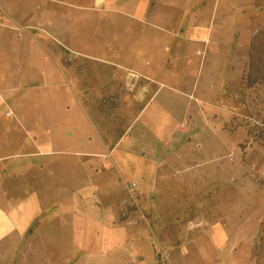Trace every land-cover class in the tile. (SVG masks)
Wrapping results in <instances>:
<instances>
[{
    "label": "rangeland",
    "instance_id": "374dc122",
    "mask_svg": "<svg viewBox=\"0 0 264 264\" xmlns=\"http://www.w3.org/2000/svg\"><path fill=\"white\" fill-rule=\"evenodd\" d=\"M235 1L207 15L210 24H230L225 59L190 44L180 63L171 48L160 66L166 77L151 82L142 68H110L89 55L105 46L102 11L90 0H0V118L75 123L87 113L102 141L121 151L102 164L108 185L96 203L113 208L114 225L136 229L130 242H144L138 251L156 264H264V0ZM66 26L68 47L57 41ZM172 71L184 73L181 93ZM159 86L168 89L154 102L163 112L140 111ZM138 164L150 171L146 182ZM53 228L12 238L0 264H136L125 249L79 248L71 231ZM206 232L219 241L203 253Z\"/></svg>",
    "mask_w": 264,
    "mask_h": 264
},
{
    "label": "crops",
    "instance_id": "0c3cea01",
    "mask_svg": "<svg viewBox=\"0 0 264 264\" xmlns=\"http://www.w3.org/2000/svg\"><path fill=\"white\" fill-rule=\"evenodd\" d=\"M88 1L67 0L71 5H86ZM90 2L102 11L99 35L105 46L93 49L95 53L89 55L110 68H142V75L151 82H161L166 77L160 66L165 58L171 57V48L174 49L172 61L181 57L180 63L187 60L183 51L190 44L203 47L206 44L214 55L223 54L220 58L223 60L226 52L222 46H228L234 37L229 32L230 24H210L207 15L214 10L217 14L223 8L233 7L235 0ZM177 15L180 22L176 20ZM65 29L66 37L61 35L63 40L57 41L68 47L67 41L72 45L73 41L67 36V26ZM183 75L172 71L167 76L177 82L173 85L176 93H181L180 87L183 88ZM163 89H167L166 86H159L154 98H150L140 111L151 109L157 115L162 113L161 104L156 106L154 102ZM2 105L0 96V108ZM28 106L30 109L31 105ZM14 115L5 114L0 118V254L12 251V238L58 227L62 232L71 231L72 244L79 248L86 246L93 252L98 247L111 251L125 249L136 264H156L152 259L148 261L152 256L149 251V257L138 251L144 242H130L138 236L130 234L136 233V229L131 231L125 225H114L113 208H101L96 203V190L108 185L102 164L109 165L113 156L119 157L121 152L116 143L107 145L102 141L87 113L82 112L75 123L52 117L46 120L35 114L18 112ZM124 133L125 130L120 131L115 142ZM96 138L99 147L95 144ZM145 167L138 164L136 174L146 182L142 174L150 171ZM202 239L199 244L203 253L219 241L211 232H206ZM132 244L136 252L132 251ZM180 256L185 257L183 253ZM171 263L174 264L172 260Z\"/></svg>",
    "mask_w": 264,
    "mask_h": 264
},
{
    "label": "built area",
    "instance_id": "2783aa9c",
    "mask_svg": "<svg viewBox=\"0 0 264 264\" xmlns=\"http://www.w3.org/2000/svg\"><path fill=\"white\" fill-rule=\"evenodd\" d=\"M6 115H9V113H6ZM136 186H137V184H135V183H133V182L129 183V185L127 186V191H128V194H129L128 196H129L131 199H133V200H135V199H134L133 192L135 191Z\"/></svg>",
    "mask_w": 264,
    "mask_h": 264
}]
</instances>
